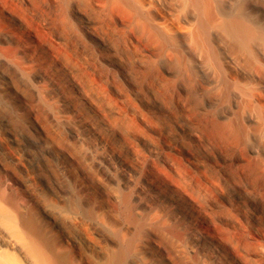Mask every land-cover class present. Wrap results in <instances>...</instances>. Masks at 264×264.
<instances>
[{
    "label": "bare ground",
    "instance_id": "6f19581e",
    "mask_svg": "<svg viewBox=\"0 0 264 264\" xmlns=\"http://www.w3.org/2000/svg\"><path fill=\"white\" fill-rule=\"evenodd\" d=\"M149 1L0 0V68L19 77L47 120L83 147L110 185L128 191L141 178L142 188L133 187L156 198L149 204L135 194L137 205L126 195L68 201V189L41 179L52 198L40 202L0 181V264H128L138 246L129 229L139 238L143 227L176 239L186 231L219 264H264V98L256 83L264 78V26L240 22L216 0H171L176 21H160L165 0ZM225 34L242 55L220 52ZM9 76L1 74V91L9 90L36 121L30 128L39 129ZM175 132L186 142L173 141ZM32 142L54 159L56 173L72 172L48 141ZM211 150L219 167L205 161ZM71 187L91 191L83 182ZM73 224L104 236L114 231V238L108 234L110 245L91 260L79 237L65 232ZM186 248L192 258L200 249Z\"/></svg>",
    "mask_w": 264,
    "mask_h": 264
},
{
    "label": "rangeland",
    "instance_id": "374dc122",
    "mask_svg": "<svg viewBox=\"0 0 264 264\" xmlns=\"http://www.w3.org/2000/svg\"><path fill=\"white\" fill-rule=\"evenodd\" d=\"M146 1L150 2L149 0H146ZM215 2H216V4H218V7L220 9L222 6L225 11L227 10V11L231 12L232 15L237 20H239L241 18L240 22L241 21H243V22L248 21L249 23L252 22L253 24L255 22H257L255 24L264 26V0H216ZM219 3L221 4V6H219L220 5ZM229 5H231V6H229ZM157 6H159V5H157ZM163 6H164V10L165 9L166 10L164 11V13L158 14V20L164 21L166 19H168V20L173 19V21H176L175 19H176L177 12H176V6H175L174 2L171 0H167V1L165 0V1H163ZM239 6H240V9H239ZM234 8H235V10H234ZM240 12H242V13H240ZM234 13H236V14H234ZM238 16H239V18H237ZM172 17H174V18H172ZM183 22L181 23V25L183 24ZM220 35L223 36L224 33L220 32ZM222 38H223L224 44L221 42L219 43V45L217 44V47L220 46L218 48L219 50L221 49L220 52H224V54H227V55L230 54V56H234V57L240 56L241 53L239 54V50H238L237 45H234V43H232L233 44L232 45L231 44L232 40H229L230 38H228L226 34H225V37H222ZM227 42L230 44H228ZM230 46L233 49H231ZM241 64H242V66H244L246 71L248 70L247 72H249L252 69V66L247 61L243 60ZM250 67H251V69H249ZM10 71L8 69L6 70V68H0V79H1L2 73L6 74L8 76L10 75L9 77L12 78L11 84H13V87H16L17 90H20L22 92V93L21 92L20 93L22 95H24L23 97L28 104V108L30 110H33V112H34L33 117L37 120V122L39 120L40 123L38 122L37 124L40 125L42 128L40 127L37 130H32L30 128V124H31V122H34L35 120L32 119V117H30L29 112L25 108V106H23L21 103L17 102V100L9 92V90L5 89V91H3V90L1 91V89H0V177H1L0 181L1 182H4V181L8 182V180L11 181L15 185V187L18 189L20 194H22L26 198H30L29 200L33 199L32 201L44 202V201H49V199L52 198L51 192L45 187V185L43 186L41 184V179H44L47 181L48 180L51 181V182L48 181L50 184H53V183H55L54 181H56L62 187H64L65 189H68L69 191L67 190V194L64 196V199L66 198L68 201L69 200L72 201L73 199L75 200V198H78L81 196L85 197V195H86L88 198H90L92 200L94 199L93 201L97 200L96 203L99 204L102 202H109L111 200L114 201L115 199H118L119 197L126 195V196H129L131 198V201L133 204L137 205L136 196L140 195V197L143 199L145 198V200H147V202L149 204H153L155 202L154 200L156 198H155V195L152 191H149L144 186H143V190L140 189L139 191H136L137 189L134 188L135 184L136 185L138 184L140 186V188H142L141 187L142 186L141 178H137V179L135 178L134 179L135 183H133L134 187L133 186L128 187V191L127 190H119L118 191V188H115L113 185H110L107 182L108 180L100 172L96 171L94 168L91 167L92 166L91 164L87 163L88 159L84 156L83 147L78 145V144L69 142L67 139L66 133H64L62 130H58L55 126H53L52 123H50L47 120L45 113H44L45 110H44V108H42L43 106L37 100H35V97L33 98V95L31 93V91H29L28 87H26L23 84V82L18 80L19 77ZM8 73H10V74H8ZM256 83L259 84V85H257V89L258 88H259V90L261 89V93H262V96L264 98V78L259 79L258 81H256ZM29 92H30V94H29ZM198 97L194 98L195 101L192 99L193 100V103L191 104L192 108L196 104L200 105L199 99L201 101L202 97H199V98ZM219 102H221L219 104L220 107L225 103L223 101H219ZM193 104H194V106H193ZM197 106H195L194 109H196V111H199V109L196 108ZM215 112H216V110L212 111V114H214ZM37 113H38V115H37ZM196 113H198V112H196ZM41 114H43V115H41ZM199 115H200V113L197 114V116H199ZM40 116H42V117H40ZM35 123H36V121H35ZM173 134H175V135H173V138H174L173 141H177V142L183 141L182 143L186 142V137H184L183 134H181L179 132H175ZM179 134H181V135H179ZM12 138H16L17 143L12 142V140H13ZM40 138L48 141V145L49 146L51 145L50 147L56 149L58 151V153L60 151V153L63 155L62 160H64V161H62V163H64L66 165V167L68 168V170H71L72 172L67 171L68 172L67 176H64L63 174L58 172V170L56 173L55 170L57 169V166H56L54 159L53 158L51 159V157L49 158V155H44L43 154L44 152L42 151V149L38 150V148H36L33 145L32 141L33 140L37 141ZM192 144H191V149L193 147H194V149H197L196 146L192 145ZM142 147L140 146V149L142 148L143 151L146 152L147 148L144 146H142ZM215 152L216 151L213 150L212 151L213 157H211L205 161H207V162L209 161L208 163L212 164V166L219 167L220 164L222 165V163H221L219 158L215 159L218 157V155L215 154ZM17 156H18V158H17ZM46 156H47V159H46ZM214 156H215V158H214ZM70 157H72V158H70ZM40 158H42V159H40ZM215 160L216 161L219 160L218 164H217V162H215ZM38 166L40 167V169L38 168ZM53 169H54V173H56L57 175L52 173ZM50 170H52V172H50ZM36 175H38V176H36ZM44 177H46V178H44ZM67 177L69 179H66ZM72 178L74 181H76L75 183H74V181H72ZM138 179H139V181H138ZM82 182L91 189L90 192H88V193L80 192L79 193V191H77V190L70 189V188H72L71 187L72 185L74 186L76 183L82 184ZM41 185H42V187H41ZM131 187H133V188L130 191L131 192L134 191V192H132V193H134L133 194L134 196L129 191V188L131 189ZM133 189H135V190H133ZM144 189H145V191H144ZM110 191H111V193H110ZM135 191L138 193H136ZM135 194H137V195H135ZM113 196L114 197L116 196V198L114 199ZM133 204H132V207H136ZM110 208L111 207H108V208H105L107 210H105V209L104 210L108 215L111 216L114 213V210L111 208L112 211L110 213ZM162 212L167 213L164 210H162ZM216 214H218V213H216ZM113 215L111 216L112 220L110 219L109 221L111 222L112 225L115 226L116 221L113 222L114 221ZM170 216H171V214H170ZM87 222L90 224L89 221H87ZM82 225H83V227H81ZM82 225H79L80 227L78 225L76 226L74 224L71 226L65 225L66 228L64 226V229H65V232L67 231L66 233L69 234L70 237H75V238L79 237L78 240L80 241V245L82 244L81 248L84 249L83 250L84 252L88 251L87 254L89 255V258L92 260V258L94 259L95 255H98V253L96 251H98V250L101 251V247L102 246L104 247V245L105 246L107 244L110 245V243H107L109 241H107L105 238L106 237L109 239L114 238V233H113L114 231H112L114 228H112V230H110L112 232H109L107 230L106 231L103 230V232L105 233V236H104L103 234L99 233L95 227H92L90 225L91 229H89L86 224H82ZM73 226L75 229H73ZM84 226L86 227L87 230L85 229ZM143 228L145 229V227H143ZM66 229H68V230H66ZM144 229H143V231H141L143 234H141V235L139 234V238L137 236L138 234L136 235V233H138V231L135 232V230L133 228L129 229V231H131V233H130V235L129 234L128 235L130 236V238H133V237L135 238V240L132 239L133 240L132 242L135 243L134 245H136V246L138 245V246L137 247L134 246V250H132L133 253L131 252L132 254H130V260L128 259L129 260V263L127 262L128 264H145V262H146V264H148V263L149 264H194V261L197 264H199L201 261H204V260L208 262L207 264H209V263L210 264H219V263L214 261V257L212 255V253L209 251L208 247L206 246L204 248V245L202 243H200V240L196 236L191 237L188 234V232H186V231H182L183 234L181 232V234H182V236H180L181 239H178V237L176 239V237H174V236H172L173 238L172 237L170 238L169 236H171V235L168 234L169 236H167L165 232H164L165 234L160 232V231H162V229H160V231H158V228H156V229L154 228L156 230V231H154V229L151 230L152 228L150 229V227H146V230H145L146 232L144 231ZM132 231H134V233H132ZM157 231H158V233H157ZM85 232H88V233L86 234ZM184 232L186 235L184 234ZM144 233L147 236H145ZM108 234H112L113 238L109 237L110 235H108ZM102 235L104 236V238ZM188 235L190 236V238ZM176 244H177V247H176ZM200 244L202 245V247ZM98 245H99V247H97ZM194 245L196 246V248H198L200 245V247H199L200 249L198 248L199 249L198 255H196L195 257L192 258V256H189L187 254L188 249L186 247L189 248V247H192ZM94 246H95V248H94ZM144 246H146V247H144ZM157 246L161 247L165 251V253H164V255H162V257H158L156 255L155 248ZM140 249H141V251H140ZM203 254H204V256H203ZM185 256H187V257H185ZM189 258L190 259L192 258V259L190 260Z\"/></svg>",
    "mask_w": 264,
    "mask_h": 264
}]
</instances>
